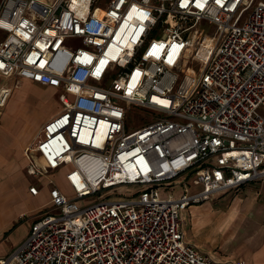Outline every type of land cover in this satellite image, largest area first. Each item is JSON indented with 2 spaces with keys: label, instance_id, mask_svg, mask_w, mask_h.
Segmentation results:
<instances>
[{
  "label": "built area",
  "instance_id": "2783aa9c",
  "mask_svg": "<svg viewBox=\"0 0 264 264\" xmlns=\"http://www.w3.org/2000/svg\"><path fill=\"white\" fill-rule=\"evenodd\" d=\"M0 80V118L8 80L62 108L27 168L49 208L0 264H246L188 243L184 214L264 184V0H0ZM134 107L159 117L128 130Z\"/></svg>",
  "mask_w": 264,
  "mask_h": 264
},
{
  "label": "crops",
  "instance_id": "0c3cea01",
  "mask_svg": "<svg viewBox=\"0 0 264 264\" xmlns=\"http://www.w3.org/2000/svg\"><path fill=\"white\" fill-rule=\"evenodd\" d=\"M20 81L33 84L29 80ZM48 89L57 91L52 87H48ZM58 113L51 115L50 119ZM4 116L5 112L3 111L0 122ZM48 120H45L44 123ZM37 134L24 143L19 165H16L15 162L14 164L7 162L5 159L0 162V258L6 257L25 240L31 224L49 208V188H42L47 179L44 177L35 179L27 174V168L32 162L30 148ZM18 169L27 176L25 182H20L16 178ZM61 171L64 177V172ZM61 171L55 172L52 177L55 179L56 174ZM35 182H38L39 185ZM58 185L61 187L59 183ZM31 186L41 188L37 196L30 193ZM61 188L63 189V187ZM215 200H218V203L223 200L218 206L227 207L219 217L220 222L231 217L226 228L221 230L219 224L214 229H219V232L215 234V241L207 248L201 249L196 243L195 236H190L188 231L184 230L186 241L219 262L243 260L246 264H264V184L243 187L221 195L213 201ZM195 207L198 206L192 207L185 214L193 215L192 209ZM225 240H227V246L223 247ZM235 242L236 245H233Z\"/></svg>",
  "mask_w": 264,
  "mask_h": 264
},
{
  "label": "rangeland",
  "instance_id": "374dc122",
  "mask_svg": "<svg viewBox=\"0 0 264 264\" xmlns=\"http://www.w3.org/2000/svg\"><path fill=\"white\" fill-rule=\"evenodd\" d=\"M15 82V80L7 81L13 87L14 92L8 105L3 110L5 116L0 122V162L5 159L7 162H13V164L15 162L16 165H19L21 163L19 161L20 153L24 143L39 132L45 120L50 119V116L55 113H60L62 109L59 102L61 90H49L48 87L37 83L30 84L20 81L16 85ZM158 117L159 114L150 109L134 107L127 117L128 130H135L148 125ZM62 174V171L56 174L55 179L63 187L66 194L71 196L67 191ZM25 177L27 176L24 172L19 170L16 178L20 182H25ZM35 183L39 185L38 182ZM175 193L179 195L180 190H176ZM124 196L127 195L116 196V199ZM222 201L220 202L222 203ZM220 202L218 203V200H215L193 208L194 216L188 215L189 218L188 213L185 214L184 230L188 231L190 236H195L196 243L201 249L210 247L215 241V234L219 232V229H214L219 224L222 230L226 228L231 220L230 217L220 222L221 213L227 209V207H219ZM233 245H236V242ZM226 246L227 240L223 244V247Z\"/></svg>",
  "mask_w": 264,
  "mask_h": 264
}]
</instances>
